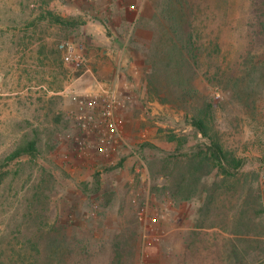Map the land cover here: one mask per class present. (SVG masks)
Returning <instances> with one entry per match:
<instances>
[{"label":"rangeland","instance_id":"rangeland-1","mask_svg":"<svg viewBox=\"0 0 264 264\" xmlns=\"http://www.w3.org/2000/svg\"><path fill=\"white\" fill-rule=\"evenodd\" d=\"M32 3L0 0V264H258L264 0ZM29 21L55 32L57 54L76 44L93 72L60 52L59 80L22 86L9 43L33 32ZM108 88L130 122L103 153V101L83 130L73 97ZM206 107L210 135L245 160L235 177L202 155L206 140L189 121Z\"/></svg>","mask_w":264,"mask_h":264},{"label":"crops","instance_id":"crops-1","mask_svg":"<svg viewBox=\"0 0 264 264\" xmlns=\"http://www.w3.org/2000/svg\"><path fill=\"white\" fill-rule=\"evenodd\" d=\"M39 21H29V25L33 32L27 33L25 38L20 40L12 39L9 43L11 55H10V66L11 73L14 77H21L22 86L36 85L41 82H45L48 85H52L53 82L59 80V54L54 49V38H56L55 32L46 29L43 33H39V30H35V27ZM48 23V22H47ZM46 23V24H47ZM33 25V26H32ZM48 25V24H47ZM15 26V24H14ZM48 26H55L54 23H49ZM53 29V28H52ZM34 33L40 38H34ZM62 57V56H61ZM111 58L109 52H104V61H109ZM99 73V71H97ZM96 88L102 89L108 85V81L97 82ZM43 86L44 85H40ZM124 120L125 125L130 122ZM125 134V133H124ZM262 196V216L264 220V175L261 186ZM258 264H264V257Z\"/></svg>","mask_w":264,"mask_h":264},{"label":"built area","instance_id":"built-area-1","mask_svg":"<svg viewBox=\"0 0 264 264\" xmlns=\"http://www.w3.org/2000/svg\"><path fill=\"white\" fill-rule=\"evenodd\" d=\"M50 1L51 5L61 6L65 2L70 0H33L31 8L38 10L43 9L44 3ZM60 52L62 53V58L64 63L72 64L76 69L83 72V74H91L92 68L88 65V61L85 57L83 51L72 42L61 43L58 46ZM2 84V79L0 77V86ZM94 98V97H93ZM73 100L77 104V111L75 113V120L78 125L86 130L90 125L96 120V116L88 110L89 107L95 105L97 101H103L102 105V120L105 125V129L100 133L97 148L106 153L108 148L114 147L118 141H122L124 138L123 125L124 120L118 115V109L120 105L119 93L117 89L108 88L104 90L103 93L96 96L92 101H87L86 99H81L80 97H73ZM145 140L148 138L147 134L142 136ZM120 141V142H121ZM80 145L83 144L79 141Z\"/></svg>","mask_w":264,"mask_h":264},{"label":"trees","instance_id":"trees-1","mask_svg":"<svg viewBox=\"0 0 264 264\" xmlns=\"http://www.w3.org/2000/svg\"><path fill=\"white\" fill-rule=\"evenodd\" d=\"M189 36L191 38V42L188 44L189 59L187 60H191L196 63L199 56L197 52L198 48L195 43H193L195 39V32L191 30ZM185 49L186 48H184V50ZM211 112L212 111L206 107V109L200 110L199 114L194 115L189 122L203 135L206 140V153L204 154V152H202V155L206 158V160L209 163H212L214 167L218 168L227 177H235L243 168L245 160L228 153L223 146L210 135L211 121H209V119Z\"/></svg>","mask_w":264,"mask_h":264}]
</instances>
